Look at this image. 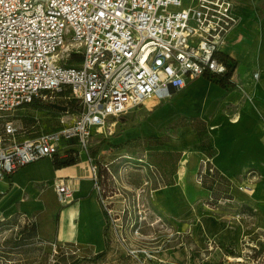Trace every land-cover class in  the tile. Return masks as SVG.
I'll use <instances>...</instances> for the list:
<instances>
[{"label":"built area","instance_id":"2783aa9c","mask_svg":"<svg viewBox=\"0 0 264 264\" xmlns=\"http://www.w3.org/2000/svg\"><path fill=\"white\" fill-rule=\"evenodd\" d=\"M238 23L229 0H0V181L42 158L82 154L109 215L89 155L93 136L188 79L225 75L215 55ZM69 56L80 61L65 65ZM33 101L66 110L19 133L14 114ZM51 186L59 203L71 201L67 180ZM126 251L136 264L161 262L154 251Z\"/></svg>","mask_w":264,"mask_h":264},{"label":"crops","instance_id":"0c3cea01","mask_svg":"<svg viewBox=\"0 0 264 264\" xmlns=\"http://www.w3.org/2000/svg\"><path fill=\"white\" fill-rule=\"evenodd\" d=\"M229 1L239 23L219 53L234 63L232 85L223 87L207 74L188 79L166 101L148 100L120 116L117 141L147 140L146 151L154 160L177 156L173 183L155 191V208L166 216H180L183 226L201 216L212 237L232 245L236 232L222 230L203 216L209 214L205 202L210 192L197 177L202 165L210 164L231 180L235 204L264 219V0ZM180 120L190 123L179 124ZM194 122L200 126H193ZM203 140L210 151L199 147ZM77 157L78 163L61 167L53 165V158H42L1 180L0 222L31 219L57 245L102 252L105 216L87 159L82 154ZM57 178L73 187L67 204L59 203L52 189ZM46 191L53 194V202L45 199ZM178 247L187 262L189 249L184 244ZM175 252L173 246L162 249L157 255L161 262L154 263L174 264L167 256Z\"/></svg>","mask_w":264,"mask_h":264},{"label":"rangeland","instance_id":"374dc122","mask_svg":"<svg viewBox=\"0 0 264 264\" xmlns=\"http://www.w3.org/2000/svg\"><path fill=\"white\" fill-rule=\"evenodd\" d=\"M63 63L77 65L74 56ZM43 113L19 109L14 114V125L19 133L40 130L43 125L37 124L34 117L45 118ZM113 121L93 136L89 147L97 172H106L100 179L104 207L109 211L104 250L94 253L85 247L57 245L44 237L31 219L14 218L0 222V264H136L127 255V246L154 251L157 255L173 246L175 254L167 257L174 264H264V219L235 204L231 180L208 163L202 165L197 177L200 186L210 192L205 202V212L209 214L203 216L222 230L236 232L234 243L227 245L226 241L211 236L201 216L183 226L185 220L180 216H166L155 208V191L173 183L177 156L154 160L146 151L147 140L117 141L122 121L120 117ZM191 124L200 126L197 122ZM199 147L210 151L205 140ZM44 197L49 202L54 200L49 191ZM179 244L189 249L187 262Z\"/></svg>","mask_w":264,"mask_h":264},{"label":"trees","instance_id":"16d2710c","mask_svg":"<svg viewBox=\"0 0 264 264\" xmlns=\"http://www.w3.org/2000/svg\"><path fill=\"white\" fill-rule=\"evenodd\" d=\"M222 63H224L228 70H227V73L223 76H208L207 78L210 79L211 81L223 86V87H226V86H231L232 85V82L230 81V76L234 70V63L231 62V60L223 55L222 53H217L215 55ZM75 57V60L76 62L80 61V56H74ZM73 105L70 104L68 106V109H72ZM23 108H26V109H30V110H33L35 112H44L43 115L44 116H48L49 114L52 115L54 114L56 111L54 110V108H51L49 107L48 104H44V103H39L38 101H33L29 104H27L26 106L22 107L21 109ZM35 118H39L40 120H44V118L42 117H34V120L36 121ZM47 121V120H45ZM79 162V158L77 156H72L71 154L70 155H64V156H55L53 158V165L55 167H61V166H67V165H72V164H75V163H78ZM103 174H106L103 173ZM103 174H100L98 172V175L99 176H104ZM102 179V178H101ZM103 210V214L105 216V219L107 218V213L106 211L102 208Z\"/></svg>","mask_w":264,"mask_h":264},{"label":"water","instance_id":"95a60500","mask_svg":"<svg viewBox=\"0 0 264 264\" xmlns=\"http://www.w3.org/2000/svg\"><path fill=\"white\" fill-rule=\"evenodd\" d=\"M49 107L54 108V109L59 110V111H65L66 110V106H61V105H57V104H49Z\"/></svg>","mask_w":264,"mask_h":264}]
</instances>
